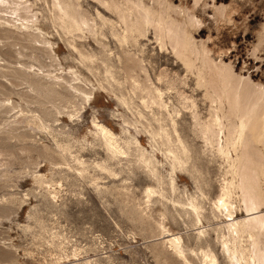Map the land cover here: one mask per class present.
Masks as SVG:
<instances>
[{
    "label": "rangeland",
    "instance_id": "374dc122",
    "mask_svg": "<svg viewBox=\"0 0 264 264\" xmlns=\"http://www.w3.org/2000/svg\"><path fill=\"white\" fill-rule=\"evenodd\" d=\"M33 1L39 10L38 25L54 43L57 56L53 62H61L66 70L72 65L80 70L82 76L88 78L86 87L88 90L93 87L94 92L91 95V104H82L79 99L71 100L75 101L72 103L70 100L68 102L72 98H68L66 92L54 95L46 90H50L48 87L44 88L46 91L43 89L32 92L30 89L33 85L29 83L31 79L21 77L18 72H10L14 70V63L5 71L6 74H0V264H180L172 255H165L161 250L160 243L163 239L159 231L157 233L156 220L158 212L164 211L163 206L156 203L151 220L146 216L145 189L148 184L157 183L149 178L141 154L133 151L132 146L131 154L127 158L120 161L114 159L100 143L93 141L90 133L94 130L92 119L97 118L117 133L122 144L126 140L134 142L137 138L140 141L139 146L147 153L145 155L160 161L163 179L169 180L171 170L162 152L167 145L159 134L163 128L170 129L171 122L157 120L161 117L158 111L155 110L153 115L132 94L129 82H126L122 72H118V57L123 58L124 54L106 25L104 28L107 36L102 37L107 45L105 48L91 36L83 39L86 50L91 51L99 67L92 71L81 65L77 67L73 58H79V55L74 52L73 54L68 43L60 36L59 33H63L51 19L49 0ZM81 2L95 17L99 27L103 24L97 14L98 10L106 17L117 19L115 13H110L98 3L94 4L89 0ZM144 2L153 6L154 10H163L169 5L167 13L172 18L182 22L187 20V29L198 47L208 51L212 64L218 67L226 65L235 74V80L241 77L244 79L237 80L242 85V90L264 87V0ZM2 34L4 33L1 30L0 47H3L0 48V54L4 52L1 55L3 58L14 60L15 55L11 53V49L8 50L10 47L7 44L12 43L13 39ZM140 40L141 48L127 49L144 59L143 63L154 81L164 72L165 79L174 81L181 91L196 100L199 114L207 118L211 101L205 91L208 89L213 97H217L221 93L223 79L216 72L206 69L201 73L198 70L192 73L172 52L170 46L161 48L158 45L151 26L147 29V35ZM18 47L20 45L17 44L15 48ZM7 50L10 53L7 54ZM30 51L26 49L25 53L29 55ZM29 59L26 61H30ZM46 61L51 63L49 59ZM34 63L39 64L38 61ZM56 64L53 66L60 69L61 66ZM50 68L55 70L52 66ZM59 69L54 73L61 71ZM107 73L118 77L128 103L118 99L121 96L118 83L111 77L109 79ZM199 74L203 76L202 83L205 85L198 84ZM247 77L250 80H246ZM107 78L111 86L108 85ZM161 85L165 90L166 85ZM165 91L170 98L168 101L178 104L182 109L180 116L174 115L176 123L191 148L190 154L198 156L202 166V178L199 181L195 172L178 171L180 177L174 173L176 193L181 198L190 194L199 195L201 198L198 188L200 182L210 197L203 209L209 219L203 218L202 223L194 225L184 214L181 216L170 210L166 212V226L171 229V233H181L191 247H196L193 239L196 232L203 227L208 229V242L219 259L218 263L230 264L212 230L220 219L214 216L211 201L220 193L225 164L218 159H212L204 140L193 127L191 112L181 107L175 91ZM77 103L82 108L77 107ZM58 109H63L61 112L64 113H60ZM33 114L41 117L44 115V118L46 116V124L49 122L51 125L53 122V132L37 129L39 121L32 117ZM31 118L36 123L31 122ZM63 132L69 133V142L67 138L57 136ZM56 140L61 143L68 142L71 154L58 153ZM85 142H89L90 146ZM259 147L263 153V145L260 144ZM77 158L82 159L87 166L83 175H79L75 169L78 166ZM238 210V213L246 214L244 209ZM173 214L176 216L175 221L172 219ZM193 260L195 264H200L198 257L193 256Z\"/></svg>",
    "mask_w": 264,
    "mask_h": 264
},
{
    "label": "bare ground",
    "instance_id": "6f19581e",
    "mask_svg": "<svg viewBox=\"0 0 264 264\" xmlns=\"http://www.w3.org/2000/svg\"><path fill=\"white\" fill-rule=\"evenodd\" d=\"M89 1L102 5L110 13H115L117 19L106 17L101 10H98L97 14L103 24L99 27L95 22V17L84 7L81 0H49L48 3L51 19L62 30L63 35L59 33L60 36L68 43L72 53L79 55V58H73L76 60L77 67L81 65L90 71L95 67H99L98 61L93 59L91 51L86 50L83 39L91 36L105 48L107 45L102 37L107 36L104 28L106 25V29H110L112 37L117 41L121 47V52L124 54L123 58L118 57V72H122L126 82H129L132 94L139 99L142 106L144 105L150 109L153 115L155 110L158 111L161 117L157 120L171 122L170 129L163 128L159 134L167 145L162 152L171 170L169 180L163 179L159 167L160 161L152 156H146L147 153L139 146L140 141L137 138L134 142L126 140L122 144L116 135L117 133L103 122L98 121L97 118L92 119L94 130L90 132L93 141L96 140L100 143L107 154L114 159L120 161L127 158L131 154L132 146L134 147L133 151L136 150L141 154L149 178L157 183V185L148 184L145 189L147 218L151 220L153 217L156 203L161 204L164 208V211L157 210L160 212H158L159 216L156 220L157 233L159 231V235L163 239L160 243L162 252L165 255H172L180 264H195L193 256L198 257L200 264H219V259L208 242L210 237L208 229L198 228L199 230L193 237L196 247H191L188 242H185L181 233H171V229L165 223L167 219L166 212L170 210H174L181 216L184 214L194 225L202 223L203 218L209 219L208 214L203 209L204 204L210 200L209 193L205 191L200 182L198 188L201 198H199V195L194 194L181 198L176 193L177 182L174 173L180 177L178 171L195 172V177L199 181L202 178V166L199 161L200 158L195 154H190L191 148L178 128L174 115L180 116L182 109L178 104L168 101L170 98L166 96L165 90L169 93L171 89L178 96L177 100L181 107L191 112L193 127L204 140L206 150L212 155V159H218L225 164L220 193L211 201V210L214 216L220 219L212 228L216 234V240L221 244L222 251L230 264H264V150L261 153L259 147L260 144L264 147V87L260 86L256 90L248 89L249 91L247 89L246 91L242 90V85H239L237 81L243 79L242 77H236L238 79L235 80V74L226 65L222 67H218L216 64L213 65L208 57V51L205 48L200 49L198 47L187 29V20L179 21L167 13L169 5L163 10H154L153 6L146 4L144 0ZM159 3H162V1H159ZM35 4L36 2L33 0H0V29L3 31L4 34L2 35H5L4 37L13 39L12 43L7 44L10 47L8 50L11 49V53L15 55L14 60L7 59V57L5 59L4 56H1L4 52H1L0 74H6L5 71L8 67L10 69L11 64L14 63L15 65L12 66L14 70L10 72L15 71L14 73L18 72L21 77L31 79L29 80L31 82H27L32 83L33 88L30 89L32 92H39L48 87L50 90H46L51 91L54 95H62L64 94L62 92H66L69 95H67L68 98H72L68 99V102L69 100L79 99L82 104L86 102L91 104L90 100L93 97L91 95H93L94 89L92 87L91 90H88L89 88L86 87L88 78L82 76L80 70L74 68L73 65L68 66L66 70L62 67L61 62H53L56 61L57 56L53 46L54 43L45 35L44 29L38 25L40 16ZM149 26L154 30L158 45L161 48H169L170 46L172 52L183 61L192 73H195V70L201 73L203 69H206L210 72H216L223 79L221 93L217 97H213L208 89L205 91V95L211 101L207 118L201 117L197 110L196 100L192 96L185 94V91H181L174 81L169 78L165 79L164 72L163 76L158 75L155 82L143 63L144 59L135 56L127 49L128 47L141 48L140 39L147 35ZM17 44L20 47L16 49ZM6 48H8L7 45ZM26 49L31 50L29 55L27 52L25 53ZM8 50L7 54L10 53ZM2 51L4 50L2 49ZM35 51H39V53L37 54ZM141 51L143 50L141 49ZM25 56L28 57L27 59L30 58V61L24 60ZM47 59L51 63H47ZM34 61H38L39 64L36 65ZM197 62L201 64L198 65ZM54 63H57L56 66H61V71L54 73L55 70L59 69V67L57 69L55 65L53 66ZM51 66L55 70L51 69ZM108 73L106 74L108 78L111 77L118 83L121 95L118 99L127 102L123 93L124 87L120 88V86H123L122 83L119 82L115 74L111 73L109 75ZM3 76L6 77L7 75ZM202 78L203 76L199 74V85H205L202 83ZM109 79L107 83L111 86ZM246 80H250L249 77ZM161 84L166 85L165 90ZM103 87L105 86L103 85ZM71 102L74 103L75 101ZM77 104L78 107L79 103ZM61 110H59L60 113L63 112ZM39 114L41 115V113ZM40 115H32L35 120L39 121L37 125L35 124L36 128L51 133L54 130L53 122H51V125L49 122L46 124V116L44 118L43 115L42 118ZM55 115L57 116V114ZM35 120L32 119L31 122L36 123ZM68 134L63 132L57 136H61L63 139L67 138L66 140L69 142L70 135ZM59 141L56 140L55 145L59 150L57 152L71 154L69 151L71 149L70 144ZM74 143L76 142L74 141ZM76 162L78 166L74 165L76 166L75 169L79 175H83L87 166H85L82 159L77 158ZM238 209H244L246 214L241 212V215L237 212ZM157 211L155 212L157 213ZM172 219L175 221V214L172 215Z\"/></svg>",
    "mask_w": 264,
    "mask_h": 264
}]
</instances>
